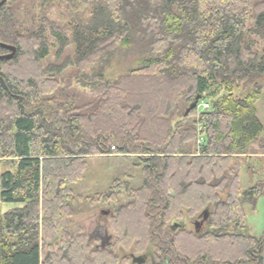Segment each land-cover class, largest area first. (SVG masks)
I'll use <instances>...</instances> for the list:
<instances>
[{
  "label": "trees",
  "instance_id": "16d2710c",
  "mask_svg": "<svg viewBox=\"0 0 264 264\" xmlns=\"http://www.w3.org/2000/svg\"><path fill=\"white\" fill-rule=\"evenodd\" d=\"M85 2L88 17L47 11ZM1 43L17 47L0 58V157L13 167L1 198L18 206L0 207V264H139L150 247L162 264H264L245 211L263 185L242 190L234 167L264 153V0H7L0 55L10 53ZM119 58L134 65L110 81ZM118 154L135 156L139 186L78 191L90 157ZM100 203L113 206L114 241L92 248L65 233L42 260L43 240Z\"/></svg>",
  "mask_w": 264,
  "mask_h": 264
},
{
  "label": "rangeland",
  "instance_id": "374dc122",
  "mask_svg": "<svg viewBox=\"0 0 264 264\" xmlns=\"http://www.w3.org/2000/svg\"><path fill=\"white\" fill-rule=\"evenodd\" d=\"M92 5L82 3L77 8H72V12L61 7L60 11L57 6L49 8L47 11L51 17L59 20V17L67 21L69 19L68 13L77 14L82 17L90 15ZM70 20V19H69ZM68 20V21H69ZM133 58L125 59L119 58L115 60L111 67L106 71L107 79L113 81L119 78L127 68L134 65ZM264 81V78L261 79ZM248 87H250L248 85ZM75 90L82 94L83 97L89 98L90 92L88 89H78L74 84L71 90ZM204 103V102H203ZM258 117L264 125V88L262 90L261 99L257 102ZM264 137V132L262 134ZM255 147H259L256 143ZM133 155L124 156L122 154L114 155L112 157H97L92 156L88 159L87 179L81 184L78 191L86 196H93L96 193H105L109 190L113 180L119 178L123 181H130L131 186L137 187L142 182V174L140 169L135 164ZM249 157V159L247 158ZM234 167L239 170L240 184L242 190H247L250 187L262 182V194L259 196L257 204L253 207L251 204L245 205V211L248 218L247 233L255 236H264V153L259 152L247 156V154L239 156L238 160L234 161ZM10 160H5L0 157V175L7 171L12 170ZM126 199H129L127 195ZM18 206L16 203L4 202L1 198V184H0V207L2 211H6L12 207ZM113 208L112 204H97L86 205L82 207L77 215L69 218L63 223L57 233L53 234L51 239L43 240L44 260L51 251L59 247V242L65 233L71 235L85 234L90 241L91 247L96 248L97 244H101L100 239L95 237L100 229L107 235H111V241L115 240L117 235L111 226L109 209ZM103 210L106 211L103 213ZM52 243V246L49 244ZM145 254V253H144Z\"/></svg>",
  "mask_w": 264,
  "mask_h": 264
},
{
  "label": "water",
  "instance_id": "95a60500",
  "mask_svg": "<svg viewBox=\"0 0 264 264\" xmlns=\"http://www.w3.org/2000/svg\"><path fill=\"white\" fill-rule=\"evenodd\" d=\"M6 1H7V0H1V1H0V9H1V7L5 4ZM1 45H2L3 47H5L6 49L11 50V52L8 53V54L0 55V58H11V57H13V56L16 54V52H17V47H16V46L11 45V44H6V43H1ZM198 101H199V97H197L196 100H195V101H194V102H193V103L187 108V110H186V112H185V115H186V116L190 113V111H191L193 108H195V107L197 106ZM204 214H205V217H204V218H205V219L208 218L207 210L204 211ZM177 226H179V223H175V224H173V225H172V228H173V229H176ZM199 226H200V222L197 220V221L195 222L196 230L199 229ZM103 247H105V245H103ZM150 255H152V258H153V260H154V256H153V252H152V248H151V247L148 249L147 253H145V254H143V255H138V256L134 255V256H133V260H134L135 262H138L139 264H144V263H146V261H147V259H148V257H149Z\"/></svg>",
  "mask_w": 264,
  "mask_h": 264
},
{
  "label": "flooded vegetation",
  "instance_id": "af4514ba",
  "mask_svg": "<svg viewBox=\"0 0 264 264\" xmlns=\"http://www.w3.org/2000/svg\"><path fill=\"white\" fill-rule=\"evenodd\" d=\"M106 211H104L103 210V213H105ZM199 222H200V226H199V229L198 230H200V229H202V227H203V225H204V219H200V220H198ZM195 222H196V220H195ZM95 237L97 238V239H100V241H101V244H97V247L96 248H98V247H100V246H102L103 247V245H106V244H108V243H110L111 242V238H112V236L111 235H107L104 231H102V229H100L99 231H98V233L97 234H95ZM153 256H154V260H153V258H152V255H150L149 257H148V259H147V261H146V263L145 264H147L148 262H149V260L153 263V264H162V262H159V261H157L156 260V255L153 253Z\"/></svg>",
  "mask_w": 264,
  "mask_h": 264
},
{
  "label": "built area",
  "instance_id": "2783aa9c",
  "mask_svg": "<svg viewBox=\"0 0 264 264\" xmlns=\"http://www.w3.org/2000/svg\"><path fill=\"white\" fill-rule=\"evenodd\" d=\"M202 107H203V108H208V107H209V104H207V103H203V104H202ZM114 148H115V147H114Z\"/></svg>",
  "mask_w": 264,
  "mask_h": 264
}]
</instances>
